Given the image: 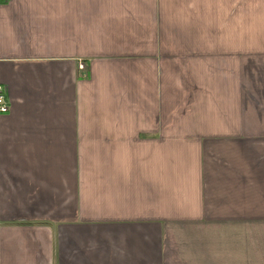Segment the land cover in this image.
<instances>
[{"label": "crops", "instance_id": "obj_1", "mask_svg": "<svg viewBox=\"0 0 264 264\" xmlns=\"http://www.w3.org/2000/svg\"><path fill=\"white\" fill-rule=\"evenodd\" d=\"M0 86V264H264V0H0Z\"/></svg>", "mask_w": 264, "mask_h": 264}, {"label": "built area", "instance_id": "obj_2", "mask_svg": "<svg viewBox=\"0 0 264 264\" xmlns=\"http://www.w3.org/2000/svg\"><path fill=\"white\" fill-rule=\"evenodd\" d=\"M5 1V0H2ZM78 68L83 69V63L78 62ZM9 109V102L6 98L3 87L0 86V113H6Z\"/></svg>", "mask_w": 264, "mask_h": 264}]
</instances>
